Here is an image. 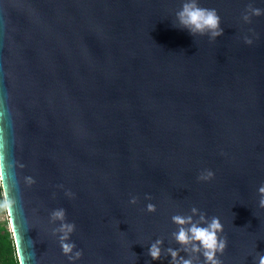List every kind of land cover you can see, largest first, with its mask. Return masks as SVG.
Wrapping results in <instances>:
<instances>
[{
	"label": "water",
	"instance_id": "water-1",
	"mask_svg": "<svg viewBox=\"0 0 264 264\" xmlns=\"http://www.w3.org/2000/svg\"><path fill=\"white\" fill-rule=\"evenodd\" d=\"M183 2L0 0V176L19 264H70L58 208L75 264H169L148 248H178L171 217L192 207L223 224L222 264L264 255V15L243 20L264 0H199L221 18L215 40L178 26Z\"/></svg>",
	"mask_w": 264,
	"mask_h": 264
},
{
	"label": "clouds",
	"instance_id": "clouds-1",
	"mask_svg": "<svg viewBox=\"0 0 264 264\" xmlns=\"http://www.w3.org/2000/svg\"><path fill=\"white\" fill-rule=\"evenodd\" d=\"M248 11L251 15L245 14L243 20L250 23L252 17L264 15V10L249 6ZM176 20L181 29H186L192 36L207 35L210 40L223 35L221 27V18L216 9L201 7L199 0H184L178 12H176ZM244 43L251 45L253 40L248 36L244 37ZM15 167L24 168L22 163L17 162ZM214 178L211 170H204L198 176L200 181H210ZM24 183L32 186L36 183L33 177H24ZM59 187H63L62 185ZM259 207L264 209V185L258 189ZM65 195L69 198L74 194L66 191ZM151 200V196L145 197ZM17 201L10 196L9 192L3 187V177L0 176V210L10 214L11 209L15 207ZM131 204L137 203V198L132 197ZM146 210L149 213L156 212V206L148 203ZM172 223L176 226V230L172 232L171 237L178 248H163L164 241L156 239L148 248V256L152 261H161L162 256L170 257L169 264H198L203 257L202 264H222L219 256L223 255L227 247V238L223 236L224 227L219 217L213 216L208 218L205 213L198 211L196 207H192L190 214H176L171 217ZM50 222L58 227L52 230V235L58 238L62 254L67 257L70 264L81 259L83 252L77 250V246L71 241V236L76 230L74 223L68 222L66 219V210L58 208L50 213ZM186 255H181V253ZM258 264H264V255L257 258ZM22 264V262H21Z\"/></svg>",
	"mask_w": 264,
	"mask_h": 264
},
{
	"label": "trees",
	"instance_id": "trees-1",
	"mask_svg": "<svg viewBox=\"0 0 264 264\" xmlns=\"http://www.w3.org/2000/svg\"><path fill=\"white\" fill-rule=\"evenodd\" d=\"M6 211L0 210V214ZM0 264H19L12 232L8 221L0 222Z\"/></svg>",
	"mask_w": 264,
	"mask_h": 264
},
{
	"label": "rangeland",
	"instance_id": "rangeland-1",
	"mask_svg": "<svg viewBox=\"0 0 264 264\" xmlns=\"http://www.w3.org/2000/svg\"><path fill=\"white\" fill-rule=\"evenodd\" d=\"M4 221H8V227L10 229V224H9V217L8 214L4 213V214H0V222H4Z\"/></svg>",
	"mask_w": 264,
	"mask_h": 264
}]
</instances>
